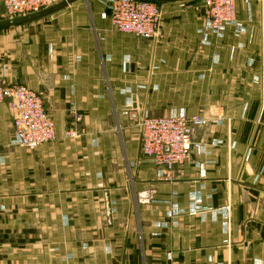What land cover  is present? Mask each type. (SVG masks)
<instances>
[{
  "label": "crops",
  "instance_id": "obj_1",
  "mask_svg": "<svg viewBox=\"0 0 264 264\" xmlns=\"http://www.w3.org/2000/svg\"><path fill=\"white\" fill-rule=\"evenodd\" d=\"M187 1L161 3L158 40L113 31L100 0L0 29L3 83L38 93L58 135L16 146L0 104V264H264V0L210 45ZM148 108L220 117L168 181L124 135Z\"/></svg>",
  "mask_w": 264,
  "mask_h": 264
},
{
  "label": "built area",
  "instance_id": "obj_2",
  "mask_svg": "<svg viewBox=\"0 0 264 264\" xmlns=\"http://www.w3.org/2000/svg\"><path fill=\"white\" fill-rule=\"evenodd\" d=\"M66 0H0L5 17L14 19L39 13ZM253 0H203L204 26L200 30L203 42L210 45L209 37L222 35L237 21L238 3ZM112 29L145 40H158L161 35L162 7L150 0H107L104 3ZM5 68L0 65V104L7 103L14 116V143L28 150L52 143L58 135L48 116L43 98L24 85L4 84ZM74 126L65 130L63 138L79 139L84 135L80 128L83 118L73 113ZM141 153L163 170L162 178L171 180L176 167L183 164L193 148H201L192 137V127L220 123V117L207 119L200 115H171L153 118L142 117ZM228 214V211H227ZM202 218V217H201Z\"/></svg>",
  "mask_w": 264,
  "mask_h": 264
},
{
  "label": "rangeland",
  "instance_id": "obj_3",
  "mask_svg": "<svg viewBox=\"0 0 264 264\" xmlns=\"http://www.w3.org/2000/svg\"><path fill=\"white\" fill-rule=\"evenodd\" d=\"M101 2H102V4L104 5V3L107 1V0H100ZM159 4V3H158ZM202 4H203V0H193V1H187V2H185V3H182V5H179V6H184V7H187V6H189V5H194V6H196V7H201L202 6ZM160 5H161V3H160ZM164 7L166 6V5H163ZM140 87H141V89H145L146 88V86H144V85H140ZM145 87V88H144ZM128 91H130V89H127L126 90V93L128 92ZM170 98L172 99V100H179L180 98L179 97H175V96H173V95H170ZM211 98H208V100H210ZM128 115V113H126L125 114V116H127ZM140 115V117L141 118H138L136 121H133L132 122V124H131V127H132V130H130L129 132H128V130L127 131H125L126 133H124V135H125V138L126 139H129V140H136L137 142H138V140H139V142H140V144H141V131H140V123H141V121H142V117L145 115H148V116H150V117H153V118H161V117H165V116H171V115H177V114H160V113H156V112H153V111H151L149 108H148V110H143L142 109V111H141V113L139 114ZM133 123H134V125H133ZM206 128V127H205ZM15 245H16V247H20V248H26V247H37V245H39L40 246V244L42 243V242H13ZM61 243H64V242H61ZM5 244H8V242H4V241H0V248H5V247H7V246H5ZM25 244H29V246H25ZM48 245H52V242H50ZM10 247V246H9ZM61 247H64V246H61Z\"/></svg>",
  "mask_w": 264,
  "mask_h": 264
},
{
  "label": "water",
  "instance_id": "obj_4",
  "mask_svg": "<svg viewBox=\"0 0 264 264\" xmlns=\"http://www.w3.org/2000/svg\"><path fill=\"white\" fill-rule=\"evenodd\" d=\"M75 1H77V0H66V1H64V2H62L56 6L48 8V9L43 10V11L36 13V14L2 21V22H0V29H5V28L13 27V26H20V25L31 23V22H35V21L40 20V19H42V18H44L50 14H53L55 12H58L60 10L67 8L68 6L73 4ZM154 1H157L160 3H166V2H174V1H181V0H154ZM204 129H205L204 126H199V127L193 126L192 127V137H193L195 131L204 130Z\"/></svg>",
  "mask_w": 264,
  "mask_h": 264
},
{
  "label": "trees",
  "instance_id": "obj_5",
  "mask_svg": "<svg viewBox=\"0 0 264 264\" xmlns=\"http://www.w3.org/2000/svg\"><path fill=\"white\" fill-rule=\"evenodd\" d=\"M150 1H153V2H156V3H159L160 4V2H157V1H154V0H150Z\"/></svg>",
  "mask_w": 264,
  "mask_h": 264
}]
</instances>
